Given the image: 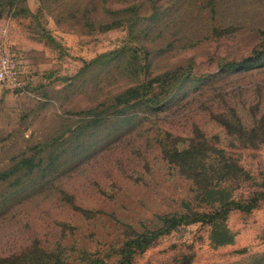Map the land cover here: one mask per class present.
<instances>
[{"label": "rangeland", "instance_id": "obj_1", "mask_svg": "<svg viewBox=\"0 0 264 264\" xmlns=\"http://www.w3.org/2000/svg\"><path fill=\"white\" fill-rule=\"evenodd\" d=\"M78 1L86 0H0V56L8 49L17 58L22 83L0 86V259L36 264L48 251L55 264H80L84 253L112 264L128 237L155 229L158 216L185 201L208 211L163 150L167 141L184 147L198 130L218 135L252 176L238 196L264 191V144L233 142L214 119L235 114L252 127L264 118V66L228 67L264 54V0H180L183 22L163 31L151 25L149 68L190 71L191 79L168 95L158 90L166 104L111 109L109 96L127 87L123 58L92 62L129 44L128 31L67 23ZM97 1L100 15L103 2L124 8ZM186 27L200 34L196 46L185 48L178 32ZM227 224L233 245L213 247L207 225L182 226L132 264H264V201L251 213L232 212Z\"/></svg>", "mask_w": 264, "mask_h": 264}, {"label": "trees", "instance_id": "obj_2", "mask_svg": "<svg viewBox=\"0 0 264 264\" xmlns=\"http://www.w3.org/2000/svg\"><path fill=\"white\" fill-rule=\"evenodd\" d=\"M41 1L43 7L47 6L46 0ZM95 2L99 3L97 0L76 2L72 11L67 10V23L71 22L77 28L88 29L89 33L106 32L122 27L128 31L129 44L119 50L106 53L92 62V64L104 62L111 56L113 60L123 58V68L128 72L125 75L126 89L109 96L108 109H111L114 103L122 106L136 102L147 104L149 107L161 103L166 104L168 101L161 99L157 91L166 89L165 94L168 95L170 89L179 88V83L184 84L186 79H191V73L190 71L181 73L179 69L160 75L154 74L149 68V57L152 50L147 46L153 42L150 39L152 24L158 30L163 31L168 27H176L184 21L181 16L186 15V11L179 12L181 10L180 0H117L116 4L124 6L118 11L108 8L107 2H103L101 15ZM165 3L170 5L166 7ZM59 7L66 6L60 5ZM93 7L95 10L92 9ZM65 10L58 12L65 14ZM1 12H3L2 6H0V18ZM190 16L192 17V13ZM185 29L184 33L178 32L179 35L183 34L184 43L190 44L185 45V48L196 46L200 41V34L193 32L192 28L186 27ZM256 66H264V54L258 51L239 63L232 62L228 65L233 71L248 70ZM173 92L174 90L171 93ZM230 118L232 120L228 119L226 114L215 115L214 118L224 128L227 138H231L233 142L240 141L244 145L250 144L254 147L264 144V118L252 127L243 126L242 121L235 114ZM220 142L218 135L209 137L200 130L182 148L169 149L170 141L166 142L167 145L163 150L168 164L191 183V191L195 194V200L197 199L199 204H205L208 211L201 212L197 210L198 207L185 201L180 211L158 216L159 226L155 229L134 233V236L128 237L118 250V260L112 264H132L136 255L145 252L160 237L171 234L182 226L193 224L210 227V242L215 248L234 244L235 234L227 224L229 215L234 211L251 213L258 209L264 201V191L253 192L250 196L244 193L237 195L243 183L249 182L252 176L226 152L225 148L218 146ZM24 163L28 165L31 161L24 160ZM42 253L44 258L36 264H55L53 253L48 251ZM84 254L85 257L80 264H111L102 258ZM16 260L0 259V264H20Z\"/></svg>", "mask_w": 264, "mask_h": 264}, {"label": "built area", "instance_id": "obj_3", "mask_svg": "<svg viewBox=\"0 0 264 264\" xmlns=\"http://www.w3.org/2000/svg\"><path fill=\"white\" fill-rule=\"evenodd\" d=\"M3 32L5 35L7 34V30ZM19 75V63L17 58L10 50L5 49L0 56V86L20 88L22 83Z\"/></svg>", "mask_w": 264, "mask_h": 264}]
</instances>
